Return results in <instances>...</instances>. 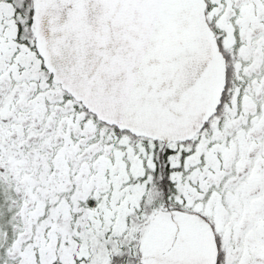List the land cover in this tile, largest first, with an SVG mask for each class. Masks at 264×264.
Segmentation results:
<instances>
[{
    "label": "snow or ice",
    "instance_id": "1",
    "mask_svg": "<svg viewBox=\"0 0 264 264\" xmlns=\"http://www.w3.org/2000/svg\"><path fill=\"white\" fill-rule=\"evenodd\" d=\"M0 264H264V0H0Z\"/></svg>",
    "mask_w": 264,
    "mask_h": 264
}]
</instances>
